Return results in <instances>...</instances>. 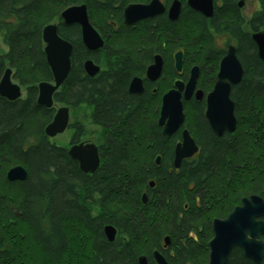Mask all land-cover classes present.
<instances>
[{"label":"trees","instance_id":"obj_1","mask_svg":"<svg viewBox=\"0 0 264 264\" xmlns=\"http://www.w3.org/2000/svg\"><path fill=\"white\" fill-rule=\"evenodd\" d=\"M181 1L177 21L161 15L126 27L123 9L149 0H0V38L6 47L0 79L10 68L13 80L26 89L19 101L0 96V264H137L140 255L149 257L160 247L164 236L172 241L170 264H207L214 218L225 219L250 195L264 200V63L248 35L264 29V0H258L260 10L251 15L249 29H241L238 0H220L210 20ZM81 3L103 33L100 53H89L79 28L59 20L62 10ZM53 21L73 48L71 72L53 101L74 111L88 109L81 113L86 126L71 127V144L87 138L90 128L103 130L100 168L91 176L68 158L67 149L45 137L54 110L35 103L36 84L51 81L40 35ZM221 37L237 46L244 69L230 95L236 130L215 137L204 119V104L187 101L186 128L201 149L176 171L171 159L178 135L164 139L156 121L160 95L175 79L172 51L176 45L184 51L183 80L198 65V86L207 91L215 61L224 55L215 41ZM154 54L164 60L161 78L145 83L142 96L130 95L129 82L143 77ZM87 59L102 67L94 78L82 68ZM158 156L160 166L154 165ZM17 166L28 176L9 182L6 174ZM105 225L117 232L112 243L104 236ZM228 260L254 264L240 249Z\"/></svg>","mask_w":264,"mask_h":264},{"label":"water","instance_id":"obj_2","mask_svg":"<svg viewBox=\"0 0 264 264\" xmlns=\"http://www.w3.org/2000/svg\"><path fill=\"white\" fill-rule=\"evenodd\" d=\"M240 0L237 7L242 8L244 2ZM188 7L200 13L204 18L210 19L214 14L213 0H188ZM180 2L175 0L169 8V20L177 21L180 16ZM165 7L159 0H152L150 4H129L123 10V24L127 27L135 25L141 20L161 16L165 13ZM61 25L64 27L78 26L80 29L81 42L84 48L90 52H97L103 49V40L89 23L85 5L73 6L62 11L60 14ZM41 39L44 43V55L47 66L51 74L53 83L44 82L37 88V104L46 109H53V98L55 92L65 83V79L71 72V56L73 48L70 42L58 36V27L54 23L44 25ZM257 48V56L260 62L264 63V31L251 34ZM225 55L220 60L216 80L212 91L208 93L205 102L204 118L207 120L209 128L217 138H221L223 133L232 134L236 129L237 120L235 118V107L231 99V90L241 83L243 79L242 64L237 58V52L230 44L225 50ZM175 67L177 73L182 70V54L175 53ZM86 75L89 78L96 77L100 69L93 65L91 60L83 65ZM163 71V63L159 56L155 58L152 65L146 71L145 78L150 83L160 79ZM0 80V96L9 102L21 99L20 86L12 82L11 70L6 69ZM198 68H192L186 83L175 82L173 88L162 98L161 112L158 118V125L163 128V136L171 137L177 130L183 127L184 105L192 98L195 102H200L201 92L198 91L192 96L196 89L199 78ZM143 80L134 78L128 88L129 94L141 95L144 92ZM69 114L68 108L60 107L56 110L53 119L46 125L45 136L49 138L57 137L68 129ZM175 158L172 162L173 168L178 170L182 161L197 154V146L189 133L184 130L181 141L175 147ZM68 158L77 163L78 168L84 175L91 176L100 168V157L98 147L93 142H80L72 145L67 150ZM155 165L160 166V157L155 160ZM28 176L27 171L17 166L9 170L7 179L9 182H23ZM153 188V183L149 185ZM144 205L147 198L141 197ZM212 240L208 244L210 250L207 264H228L229 256L234 249H240L243 257L255 264H261L264 257V200L259 195H250L243 198L224 220L215 219L212 223ZM103 233L109 243L116 237V230L110 225H106ZM169 245L167 239L164 240ZM156 264H167L162 255L153 252ZM137 264H146L144 257H139Z\"/></svg>","mask_w":264,"mask_h":264},{"label":"rangeland","instance_id":"obj_3","mask_svg":"<svg viewBox=\"0 0 264 264\" xmlns=\"http://www.w3.org/2000/svg\"><path fill=\"white\" fill-rule=\"evenodd\" d=\"M178 1V0H177ZM181 1V0H180ZM188 0H185V2H184V4L186 5ZM82 5H85L86 6V4H83V3H81V4H77V5H73V6H82ZM129 5V4H128ZM180 11L182 10V8H183V6H182V3H180ZM73 6H70V7H73ZM188 6V5H187ZM70 7H67V8H70ZM126 7H128V6H126ZM125 7V8H126ZM67 8H65V9H67ZM124 8V9H125ZM189 8V7H188ZM64 9V10H65ZM123 9V10H124ZM260 10V4H259V2H258V0H248V1H246L245 3H244V6L242 7V11H240V13H241V18L243 19V22H249L251 19H250V17H251V15L253 14V13H255V12H257V11H259ZM63 11V10H62ZM62 13V12H61ZM60 13V14H61ZM87 15H88V13H87ZM88 19H89V23H90V17H89V15H88ZM59 20H60V17H59ZM60 22H61V20H60ZM52 23H54L56 26H57V24H56V21H53ZM51 23V24H52ZM122 23H123V17H122ZM46 25V24H45ZM90 25H91V23H90ZM125 25V24H124ZM78 27V26H77ZM92 27L94 28V30L99 34V36H101V38H102V40H103V44H104V42H105V40H104V36H103V33L101 32V29H99L98 28V26H93L92 25ZM79 28V27H78ZM261 31H264L263 29H260ZM250 32L252 33L253 31H251L250 30ZM253 33H257V32H253ZM253 41V40H252ZM217 42H218V45L219 46H221V47H225L224 45H222V44H220V43H225V38L224 37H221L219 40L217 39ZM42 43H43V40H42ZM180 45H176V47L174 48V50L172 51V54L177 50V49H179L178 47H179ZM43 47H44V43H43ZM43 49V48H42ZM6 47H5V45H4V43H3V40H1V38H0V54H4L6 51ZM43 54H44V49H43ZM72 57V56H71ZM44 58H45V55H44ZM71 59V58H70ZM72 60V59H71ZM92 60V59H91ZM85 62H87V61H85ZM84 62V63H85ZM46 63H47V61H46ZM84 63H83V65H84ZM83 65H82V68H83ZM8 67V66H7ZM48 67V66H47ZM217 68L218 67H216V69L215 70H213V73H212V75H214V78L217 76V75H215V74H217ZM6 69H9V70H11L10 68H5V70ZM4 70V71H5ZM11 73H12V71H11ZM68 77V76H67ZM2 78V77H1ZM1 80V79H0ZM11 80H12V82L13 83H15V84H18V83H16L14 80H13V73H12V77H11ZM66 80V79H65ZM66 82V81H65ZM49 83H53L52 82V80L49 82ZM19 85V84H18ZM63 85H64V83H63ZM62 85V86H63ZM20 86V85H19ZM61 86V87H62ZM61 87L59 88V89H61ZM234 88V87H233ZM59 91V90H58ZM58 91H56L55 93L57 94V92ZM20 92H21V94H22V96H21V99L20 100H22V98L23 97H25V90H24V88L22 87L21 88V86H20ZM55 94V95H56ZM38 96V95H37ZM55 97V96H54ZM19 101V100H18ZM233 101V100H232ZM233 103H234V101H233ZM56 106H58V105H56ZM235 113V112H234ZM70 124L71 125H73V124H75V123H78V122H83L82 121V115L83 114H81V110L79 109L78 111H70ZM184 115H185V109H184ZM204 115V114H203ZM205 119V118H204ZM206 120V119H205ZM206 122H207V120H206ZM207 125H208V123H207ZM209 127V126H208ZM210 129V128H209ZM74 132H75V130H74ZM73 131H72V128H68V130H66L64 133H62V134H59V135H57V137H54V138H50L51 139V142L53 143V144H55V146H61V147H63V148H65V149H68L69 148V146L68 145H70V143H69V141L71 140V135L74 133ZM102 132H103V130L102 129H96V128H90V133L88 134V139H93V141L95 142V144L97 145V146H101V143H102V141H103V134H102ZM235 132V131H234ZM233 132V133H234ZM228 134V133H227ZM229 135H232V134H229ZM152 183V182H151ZM150 185V184H149ZM151 188V187H150ZM154 188V187H153ZM142 200V199H141Z\"/></svg>","mask_w":264,"mask_h":264},{"label":"bare ground","instance_id":"obj_4","mask_svg":"<svg viewBox=\"0 0 264 264\" xmlns=\"http://www.w3.org/2000/svg\"><path fill=\"white\" fill-rule=\"evenodd\" d=\"M175 1V0H174ZM173 1V2H174ZM240 0H238V2H239ZM150 2H152V0H149V2L148 3H139V4H143V5H147V4H150ZM134 4V3H133ZM139 4H136V5H139ZM172 5V3L165 9V16H166V19L169 21V22H171L170 20H169V17H168V10H169V8H170V6ZM86 7V13H88V8H87V6H85ZM189 10H191V9H189ZM123 15H124V13H123V11H122V17H123ZM60 16V15H59ZM242 24H243V26H242ZM240 26H241V29L243 28H247V29H249L250 28V26H249V24H247V23H245V22H241V24H240ZM42 30H43V28H42ZM42 30H41V34H42ZM264 30V29H263ZM261 31V30H260ZM259 31V32H260ZM251 34H253V32L251 33V32H248V35H249V37L251 36ZM59 36V35H58ZM40 37H41V35H40ZM60 37V36H59ZM61 38V37H60ZM63 39V38H62ZM250 39H251V37H250ZM64 40V39H63ZM216 41V46L217 47H219V48H221L222 50H226L227 49V47H228V45H230V43L228 44V45H226V42L225 43H220V44H222V45H224V46H227V47H221V46H219L218 45V42H217V40H215ZM253 42V41H252ZM254 43V42H253ZM255 45V44H254ZM84 47V46H83ZM233 47H234V49L237 51V46H234L233 45ZM89 53H91L87 48H85ZM255 50L257 51V48H256V46H255ZM258 52V51H257ZM98 53H100V51H98ZM175 53H180V54H182V70L181 71H183V68H184V65H183V63H184V58H185V54H184V51L181 49V48H179V49H177V51L175 52ZM93 54V53H92ZM155 58L156 57H154L152 60H155ZM223 57H221V56H218V58H217V60L215 61V64L217 65V67H218V65L220 66V60L222 59ZM87 60H91V59H87ZM92 61V63H93V65L94 66H96V67H99V69H100V71L102 70V67H101V65L100 64H96L93 60H91ZM242 64V63H241ZM151 66V65H150ZM172 66L175 68V70H176V67H175V58L172 60ZM198 68V72H199V78H198V80L200 79V69H199V66L198 65H195V66H192V67H190V69H189V71H188V75L187 76H189V72H190V70L192 69V68ZM242 68H243V65H242ZM147 71V70H146ZM177 72V71H176ZM84 73H85V76L87 77V75H86V72H85V70H84ZM243 73H244V69H243ZM183 74L180 72V73H176V75H175V82H183L184 83V80H183V76H182ZM144 76H146V74H144ZM179 76L181 77V80H179ZM244 76V75H243ZM134 78H138V77H133L132 79H134ZM131 79V80H132ZM139 79H141V78H139ZM197 80V81H198ZM42 83H44L43 81H41V82H38L37 84H36V87L38 86V85H40V84H42ZM130 84H131V81L129 82V84H128V87H127V90H128V88H129V86H130ZM174 84L175 83H173V85H172V87L169 89V90H166L165 92H163V93H161V95H160V102H159V106H158V108H157V110H158V114H157V117H156V119L158 120V118H159V115H160V112H161V110H160V108H161V105H162V98L165 96V94H167L168 92H170L171 90H174V88H173V86H174ZM21 86V85H20ZM22 88V87H21ZM213 89V88H212ZM212 89H211V91H212ZM25 91H26V89H24ZM198 91H200L201 92V94H200V97L202 98V100L200 101V102H203V100L206 102L207 101V96H208V91H209V89L206 91V90H202V88H196L194 91H193V93H192V96H195L196 94H197V92ZM128 93H129V90H128ZM144 93V92H143ZM155 94V92H153V91H151V95H154ZM132 95H134V96H136V97H140V96H142L143 94H141V95H135V94H132ZM231 95V94H230ZM232 99V98H231ZM195 100V99H194ZM199 102V103H200ZM35 103H36V105H38L37 104V98H36V100H35ZM39 106V105H38ZM40 107V106H39ZM42 108V107H41ZM58 108H60L59 106H54V108H53V110H54V114L56 113V110L58 109ZM81 110V113H87L88 112V109L86 108V107H80V108H78V110ZM204 112H205V108H204ZM156 120V121H157ZM69 124V123H68ZM157 126H158V128L160 129V132H161V135H162V137L164 138V139H169V138H172V137H174V136H177L178 135V137H177V139H176V141L174 140L173 142H175L174 143V145H173V149H172V162L174 161V158L176 157L175 156V153H174V150H175V147L178 145V143L181 141V138H182V134H183V131L184 130H186L188 133H189V136H191V138H192V140L193 141H195V144H196V146H197V154H199V152H200V146H199V144H198V142L195 140L196 138H195V136L193 135V132L192 131H190L189 129H187V128H183V127H181V128H179L178 130H177V132L175 133V134H173V135H171V137H169V138H165L164 136H163V128L162 127H160L159 125H158V121H157ZM211 130V129H210ZM211 132L214 134V132L211 130ZM224 134H227V133H223V135ZM45 135V134H44ZM214 136L216 137V135L214 134ZM45 137H47V136H45ZM49 138V137H48ZM50 139V138H49ZM51 140V139H50ZM192 157V156H191ZM190 158V157H189ZM187 160V159H186ZM186 160H184V161H186ZM183 162V161H182ZM154 165H155V161H154ZM78 166V165H77ZM180 169V168H179ZM178 169V170H179ZM10 170V169H9ZM9 170H8V172H9ZM178 170H176V171H178ZM7 172V173H8ZM6 179H7V174H6ZM8 180V179H7ZM143 195L145 196V198L147 197V194L144 192L143 193ZM148 199V198H147ZM215 219H220V220H222L221 218H214V220ZM214 220L212 221V223L214 222ZM212 223H211V227H212ZM106 226V225H105ZM104 236H105V234H104ZM116 236H117V233H116ZM106 238V237H105ZM166 239L168 240L169 239V237H166ZM107 240V239H106ZM169 241V240H168ZM108 242V241H107ZM169 243H170V241H169ZM154 252H157V251H154ZM158 253V252H157ZM160 254V253H159ZM139 257H144L145 258V256H143V255H140ZM139 259V258H138ZM138 261V260H137ZM255 264V263H254Z\"/></svg>","mask_w":264,"mask_h":264},{"label":"flooded vegetation","instance_id":"obj_5","mask_svg":"<svg viewBox=\"0 0 264 264\" xmlns=\"http://www.w3.org/2000/svg\"><path fill=\"white\" fill-rule=\"evenodd\" d=\"M160 2H162V4L164 5V7L165 8H167L174 0H172L170 3H168V4H166L163 0H159ZM180 3H182V1H180V0H178ZM246 2V1H245ZM244 2V3H245ZM187 3V2H186ZM238 3L239 2H237V5H238ZM183 4V3H182ZM220 4V0H213V9H214V12H215V10H216V7L218 6ZM187 8H188V6H187V4L185 5ZM244 6V5H243ZM238 8V7H237ZM188 9H190V8H188ZM238 9H240V11H242V8H238ZM191 11H193V10H191ZM194 12V11H193ZM196 12V11H195ZM198 13V12H197ZM166 13H163V14H161V15H165ZM200 14V13H199ZM201 15V14H200ZM214 15V14H213ZM202 16V15H201ZM158 17H161V16H158ZM203 17V16H202ZM154 18H157V17H154ZM204 18V17H203ZM150 19H153V18H150ZM204 19H206V18H204ZM211 19V18H210ZM210 19H206V20H210ZM147 20H149V19H147ZM245 23H247L248 24V22H245ZM92 25V24H91ZM126 26V25H125ZM133 26V25H132ZM127 27V26H126ZM79 31H80V29H79ZM220 38H218V40H219ZM225 47H227V46H225ZM104 48V47H103ZM103 49H101V50H99V51H102ZM177 51V50H176ZM175 51V52H176ZM175 52L173 53V59H174V57H175ZM91 53H93V54H97L98 53V51L97 52H91ZM225 49H224V55H225ZM223 55V56H224ZM157 56H159L160 58H161V60H162V63H164V60H163V58H162V56L161 55H159V54H154L153 55V58L154 57H157ZM222 56V57H223ZM238 58V57H237ZM239 60V59H238ZM153 61L154 60H152V63H153ZM240 62V61H239ZM152 63L151 64H149L148 66H146V69H145V73L144 74H146V70L149 68V66L150 65H152ZM241 63V62H240ZM164 67V66H163ZM218 68H219V65H218ZM218 68H217V71H218ZM173 69H174V71H175V75H176V70H175V68L173 67ZM181 73H182V71H181ZM216 75V74H215ZM138 78H141V77H138ZM161 78V77H160ZM188 78H189V76L187 77V79L184 81V83H186V81L188 80ZM141 80H143V84H142V86H143V89H144V85H145V83H148V84H150V85H153V84H156L158 81H159V79L156 81V82H153V83H150L149 81H147V79L145 78V76L143 75V77L141 78ZM179 80H181V77L179 76ZM215 80H216V77L214 78V80H213V82H212V84H211V88L209 89V91H208V93L211 91V89L214 87L213 85H214V83H215ZM173 83H175V79L173 80V82H172V84H171V86H170V88L172 87V85H173ZM200 88V86H198V81H197V84H196V88ZM169 88V89H170ZM156 89L157 88H155V87H153V88H151V91H153V92H155L156 93ZM168 89V90H169ZM232 91V90H231ZM144 92H145V89H144ZM207 93V94H208ZM191 100H193L194 102H195V100H194V98H192ZM190 100V101H191ZM197 103V102H196ZM201 103V102H200ZM203 104H204V108H205V101L203 100V102H202ZM53 104H54V106L56 107V105H58V104H55L54 103V101H53ZM185 103H183V105H184ZM59 107H65V106H60V105H58ZM66 108H68V114H69V121H70V111H73V109H71V108H69V107H66ZM206 109V108H205ZM82 119V121L83 122H78V123H80L81 125H83V126H86V124H85V121L83 120V118H81ZM184 120H185V116H184ZM78 123H75V124H78ZM75 124H73V125H75ZM69 126H68V128L70 127H72V125L70 124V122H69V124H68ZM183 128H186V120H185V122H184V124H183ZM68 130V129H67ZM73 131V130H72ZM74 134V133H73ZM73 134L71 135V140L69 141V143H70V145H68L69 146V148H70V146H72V145H77V144H79L80 142H93L94 144H95V142L93 141V139H88V138H84V139H80L79 140V142L78 143H74V144H71V141H72V137H73ZM96 145V144H95ZM58 146V145H57ZM97 146V145H96ZM61 147V146H60ZM98 147V151H99V146H97ZM68 150V149H67ZM198 156V154H195L194 156H192V157H190L189 159H187L186 160V162L187 163H189L190 164V161H193L196 157ZM159 157V156H158ZM242 200V199H241ZM142 203V202H141ZM240 204V203H239ZM239 204H236V206H238ZM235 206V207H236ZM225 218H226V216H225ZM222 220H224V219H222ZM166 237H168V236H164L163 238H162V240L160 241V247L159 248H157V247H154L153 249H152V251L150 252L151 253V255L149 256V257H145V259H146V264H156V262H155V260H154V256H153V252L154 251H157L158 253H160V255H162L163 256V258H164V260H165V262L167 263V264H170L169 262H168V258H171L172 259V257L174 256V252H173V250H172V248H171V242L172 241H170V238L168 239L169 241H170V243H169V245H166V243H165V239H166Z\"/></svg>","mask_w":264,"mask_h":264}]
</instances>
